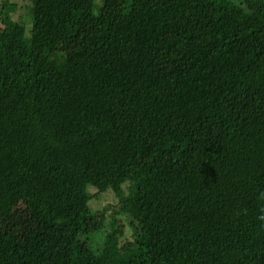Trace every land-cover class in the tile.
<instances>
[{
    "label": "trees",
    "instance_id": "obj_1",
    "mask_svg": "<svg viewBox=\"0 0 264 264\" xmlns=\"http://www.w3.org/2000/svg\"><path fill=\"white\" fill-rule=\"evenodd\" d=\"M19 1L0 264H264V0Z\"/></svg>",
    "mask_w": 264,
    "mask_h": 264
},
{
    "label": "rangeland",
    "instance_id": "obj_2",
    "mask_svg": "<svg viewBox=\"0 0 264 264\" xmlns=\"http://www.w3.org/2000/svg\"><path fill=\"white\" fill-rule=\"evenodd\" d=\"M26 3H27L26 1H25V3L22 0L19 1L20 5L26 4ZM97 5L99 6V2H97ZM98 6L95 8V13H98ZM24 12H25L24 10H20V12L16 15V18H18L20 14H24ZM93 193H96V191H93ZM115 202H116L115 197L113 195L109 194V195L102 196L100 199H96L95 201H92L90 205L94 211H97V210H100L102 208H105L106 206L114 205ZM25 218H26V220H28L27 217H25ZM18 221H19L18 218H15L14 221L12 222V224L18 225ZM7 227H8L7 222L0 224V229H6ZM125 231H126V237H124V238H130L131 231H129V228L127 227L125 229Z\"/></svg>",
    "mask_w": 264,
    "mask_h": 264
},
{
    "label": "clouds",
    "instance_id": "obj_3",
    "mask_svg": "<svg viewBox=\"0 0 264 264\" xmlns=\"http://www.w3.org/2000/svg\"><path fill=\"white\" fill-rule=\"evenodd\" d=\"M260 199H261V200H264V193H261V195H260ZM261 219H264V217H261Z\"/></svg>",
    "mask_w": 264,
    "mask_h": 264
}]
</instances>
